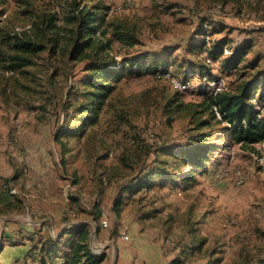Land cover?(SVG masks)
Segmentation results:
<instances>
[{"label":"rangeland","instance_id":"obj_1","mask_svg":"<svg viewBox=\"0 0 264 264\" xmlns=\"http://www.w3.org/2000/svg\"><path fill=\"white\" fill-rule=\"evenodd\" d=\"M68 1L0 0V33H32V21L61 16ZM77 1L108 7L109 22L133 30L135 44L113 41L108 49L120 64L147 58L166 71L123 75L81 135L69 106L82 100L86 62L70 61L66 48L50 51L42 37L47 45L32 65L14 70L0 60V248L24 240L28 253L48 235L57 239L65 227L86 224L91 253L104 255L98 264L146 263V254L151 264H264V142L242 148L215 114H192L206 101L204 78L230 90L263 68L264 0ZM215 46L221 56L213 59ZM234 50L243 60L226 71ZM171 80L191 84L180 91ZM178 103L186 109L172 111ZM203 120L209 124L196 129ZM199 134L211 149L207 168L190 184L160 185L157 178L150 189L137 188L134 179L156 163L174 164L163 149L177 152ZM223 167L245 172L244 183L214 179ZM185 171L181 165L169 173Z\"/></svg>","mask_w":264,"mask_h":264},{"label":"trees","instance_id":"obj_2","mask_svg":"<svg viewBox=\"0 0 264 264\" xmlns=\"http://www.w3.org/2000/svg\"><path fill=\"white\" fill-rule=\"evenodd\" d=\"M64 8L59 17L55 14H44L40 18V23H37L36 20L32 21V27L35 30L32 33H0V43L7 44L9 48V51L4 54L0 47V56H2L0 60L6 61L7 67L14 70L30 66L34 63L32 55L43 50L47 45L44 42L46 38L47 43L50 44V51L66 48V54L70 61L86 62L84 65L86 75L81 82L82 88L77 96L82 100L75 104L69 103L75 116H78L76 120L80 122L78 132L83 135L86 126L95 123L101 111L110 104V95L115 83L123 75L131 73L132 69L139 71L143 69L149 74L160 73L166 69H160L158 62L148 63L147 58L131 59L129 63L123 60L120 64L115 56L109 55L108 49L111 48L113 41L130 46L137 41L133 30L126 24L107 20L108 7L94 5L92 9H87L85 5L81 6L77 0H70ZM213 51V59L221 56V50L216 46ZM231 53L222 65L226 71L237 69L243 60L242 50L237 53L234 50ZM199 70L202 72L206 68L203 66ZM206 71L209 73V70ZM210 78L212 77L210 76ZM201 93H205V104L202 103V110H194L193 115L207 113L211 118H214L212 105H215L220 113L221 119L219 120L228 124V131H230L234 143L239 144L242 148L253 149L254 144L264 142V111L258 109L251 102V98L255 95L261 104L264 101V66L256 70L250 77L240 79L234 89L221 91L215 96H208L202 90ZM172 106V111L176 112L186 109V106L183 107V104L180 103ZM208 124V120H203L196 124V129ZM60 134L61 131L59 135H56V140L60 138ZM204 136L199 134L191 145L177 147V152L169 153L168 150L172 149H163V152L175 157L174 164L172 165L171 160L163 159L162 163H156L157 165L146 170L147 173L143 174L144 177L135 178L133 183H136L138 189L144 187L150 189L156 184L154 181L157 178L160 180V185L176 183L178 179H181L183 184H190L196 170L202 169L201 172H203L207 168L206 160L211 145ZM181 165L187 167V171L169 173L171 169ZM64 235L66 239L61 244V238ZM88 241L89 230L86 224L71 225L65 227L64 232L59 234L57 239L51 235L45 237L39 242L37 248L34 247V250L36 256L39 257V264H46L48 258L53 260L58 252H62L63 261L61 264H98L102 262L104 255H93Z\"/></svg>","mask_w":264,"mask_h":264},{"label":"built area","instance_id":"obj_3","mask_svg":"<svg viewBox=\"0 0 264 264\" xmlns=\"http://www.w3.org/2000/svg\"><path fill=\"white\" fill-rule=\"evenodd\" d=\"M206 62L209 63L210 59L207 58ZM158 75H160V74H158ZM166 75H168V73L162 74L163 77H167ZM172 83L180 91L186 90L187 88L190 87V84H191L189 80H185V82H182V83H179V82H176L175 80H173ZM204 84H206V87L204 86ZM199 90L205 91L208 94V96H215L217 93L224 91L226 89H224L223 85H221L219 82L208 81L206 78H204V80L202 82V86H200ZM251 102L253 104H255L258 109H260L261 111H264V101L261 104L258 100L257 95H255L251 98ZM212 108L214 110V114L216 115V118L221 119L220 113H219L217 107L215 105H212ZM213 175H214V179H223V178H227V177H234L236 185H242L246 179L245 172H243L241 170H237L235 172H232L229 168H225V167L216 169L213 172ZM100 225L105 227L107 225L106 220H101ZM123 237H125V235ZM35 254H36L35 250H32V251L28 252L27 255H25V257L16 260L15 264H25V261L29 257H31Z\"/></svg>","mask_w":264,"mask_h":264},{"label":"crops","instance_id":"obj_4","mask_svg":"<svg viewBox=\"0 0 264 264\" xmlns=\"http://www.w3.org/2000/svg\"><path fill=\"white\" fill-rule=\"evenodd\" d=\"M206 163L208 164V161ZM210 169H208V171H210ZM166 184H170V183H166ZM64 229L61 230V233L64 232ZM64 237H65V235L62 236V238H61V244L64 243ZM9 242H10L9 245H7V246L5 245L4 247L2 246L0 248V257L1 256L5 257L4 262H3L5 264H10L14 260L16 261L20 258L25 257V255H27V251H28V244H27L28 242H26L24 240L19 241L18 243L15 244V240L11 238V239H9ZM12 242H14V244H12ZM136 246L139 247V244H137ZM136 250L138 251V254L143 255L141 251H139L138 249H136ZM133 251L135 252V248L134 249L131 248V251L128 250V252H130V253H132ZM31 257L33 258L32 264H39V261H38L39 257L38 256L33 255ZM140 258H142V256ZM144 258H146V263H144L143 260L138 261L136 259L137 261H135L134 264H151L149 261L147 262V254L144 255ZM62 261H63L62 252H58L56 254V256L54 257V259L51 260L50 262L47 261L46 264H50V263L51 264H61ZM123 264H126V263L123 262ZM127 264H131V261Z\"/></svg>","mask_w":264,"mask_h":264}]
</instances>
